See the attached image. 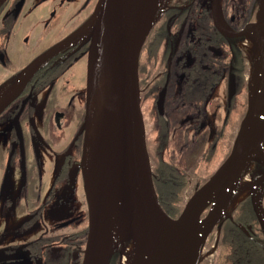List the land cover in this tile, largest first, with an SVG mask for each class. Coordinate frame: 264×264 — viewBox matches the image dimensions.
<instances>
[{
    "label": "flooded vegetation",
    "instance_id": "1",
    "mask_svg": "<svg viewBox=\"0 0 264 264\" xmlns=\"http://www.w3.org/2000/svg\"><path fill=\"white\" fill-rule=\"evenodd\" d=\"M97 2L7 0L0 7V91H11L21 74L33 68L20 89L0 109V264H17V261L48 264L47 255L55 252L82 263L87 241L83 236L88 235L89 224L83 219L82 209L77 215L45 225L37 238L28 240L21 247L18 241L21 233L43 218L40 211L51 209L58 203L59 200L52 203L55 193L63 189L66 194L72 186L71 180L78 178L75 167L79 166L85 140L91 41L87 37L82 38L53 52L89 20ZM261 2H169V9L162 11L163 19L149 32L139 60V80L144 97L152 96L153 112L162 115V122L165 118L168 124L169 115L174 110H182L183 113L189 110L190 113L184 114L191 117V128L201 130L204 124L201 121L194 126L200 121L194 113L198 112L199 116L207 114L206 103L216 94V89L221 91L225 87L227 73L234 70L237 73L232 60L228 67L225 54L228 45L233 51L246 35L229 37L226 34L239 32L255 22H251L253 12L255 8L260 11ZM61 16L68 19L63 21ZM63 22H69V30L62 34L59 32V35ZM220 22L229 32L221 29ZM211 36L215 37L213 42ZM192 43L221 56L216 64L218 67L203 65L192 50ZM197 65L213 73L209 77L213 78L215 86L207 96L205 91L196 94L194 89L196 80H204L201 75L195 76ZM196 97L205 99L202 106H196L191 100ZM228 114L226 112L225 116ZM211 124L214 128V123ZM216 135L211 136V141ZM213 146L217 147V142ZM58 157L62 161L56 167ZM48 174L54 177V183L43 194L44 177ZM248 196L254 203L252 196ZM261 197L264 200V195ZM237 205L217 226L216 249L227 226L225 219L232 218V210ZM262 206L264 208L263 202ZM258 222L264 235L259 217ZM69 227H73L71 232H63ZM56 239H61L64 245L55 247L53 242Z\"/></svg>",
    "mask_w": 264,
    "mask_h": 264
},
{
    "label": "water",
    "instance_id": "2",
    "mask_svg": "<svg viewBox=\"0 0 264 264\" xmlns=\"http://www.w3.org/2000/svg\"><path fill=\"white\" fill-rule=\"evenodd\" d=\"M6 1L0 0V7ZM261 7L264 11V0L261 2ZM89 20H91V30L87 38L91 41L89 48L90 69L94 68L101 58V28L103 23L105 24V42L110 55L114 84V96L112 98L114 128L118 130L121 136L123 152L129 170L131 194L137 206L136 211L140 215H150L169 241V264H197L202 241L197 242L185 228L179 219L181 215L175 218L164 209L159 201L153 180V169L147 149L145 122L141 109L139 80L140 54L151 28L145 35H142L134 16L133 0H98ZM251 25L248 24L241 31L226 35L229 37L245 36ZM258 45L264 85V30L260 32ZM234 90L235 81L234 77L231 76L228 85V107L231 106ZM262 106L258 132L263 133L264 137V100ZM245 118L240 124L239 134L242 131ZM253 142L251 139L241 141L238 137L236 146L226 160L196 190L189 202L197 200L212 189L249 151L257 150L264 156V148L253 146ZM105 154L104 143L98 142L92 152L89 179L86 182L89 224L81 264H105L104 253L101 248V233L111 176L110 166L102 162ZM262 185L263 177L253 183L250 189V195L253 199ZM254 204L259 219L262 221L264 209L259 207L255 200ZM3 260L7 259L4 258ZM1 261L2 259H0ZM108 261L109 259L106 264Z\"/></svg>",
    "mask_w": 264,
    "mask_h": 264
},
{
    "label": "bare ground",
    "instance_id": "3",
    "mask_svg": "<svg viewBox=\"0 0 264 264\" xmlns=\"http://www.w3.org/2000/svg\"><path fill=\"white\" fill-rule=\"evenodd\" d=\"M169 2L170 0H133L134 16L142 35H145L151 28L158 13L164 10ZM220 26L223 31L229 32V29L222 22H220ZM90 30L91 20L77 29L53 53L66 44L88 37ZM262 30H264L263 7H261L257 20L252 23L246 36L251 41L258 43ZM105 37V24L103 23L101 28V58L94 68L89 69L87 77L86 151L82 163L83 176L88 182L92 152L98 142L104 143L106 154L102 158V162L110 166L111 174L106 214L101 233V248L104 253L105 264L124 239L127 227V231L132 232L133 241L130 248L134 250V253L129 257L130 264H169V241L151 216L140 215L133 211L127 215L125 211L127 202L131 203V182L121 136L118 130L114 128L115 122L112 111L114 84ZM31 69L29 68L21 74L11 91H0V109L20 89ZM261 73L262 71L259 70L250 80L249 111L243 122L242 131L238 136L241 141L253 140V146L257 148H264L263 133L258 132V124L261 121L263 108ZM256 160L264 163V156L257 150L249 151L212 189L186 205L179 219L197 242H201L205 238L217 221L229 216L227 209L234 195L237 194L234 201L237 205L251 189L254 182L244 180L243 173L245 170L250 169ZM209 206L210 216L201 219L200 215Z\"/></svg>",
    "mask_w": 264,
    "mask_h": 264
},
{
    "label": "rangeland",
    "instance_id": "4",
    "mask_svg": "<svg viewBox=\"0 0 264 264\" xmlns=\"http://www.w3.org/2000/svg\"><path fill=\"white\" fill-rule=\"evenodd\" d=\"M262 1V0H261ZM170 2L174 3V0H170ZM171 3V4H172ZM170 4H168L169 6ZM169 8L165 7L164 10ZM163 11V10H162ZM159 12L151 29L163 19V13ZM256 8L253 12L252 21H256L258 17V12ZM63 15V14H62ZM63 21H66L65 16H61ZM250 22V23H251ZM69 22H63L62 26L59 27L58 33H65L69 30ZM150 29V31H151ZM149 31V32H150ZM59 33V35H60ZM149 35V33H148ZM147 35V36H148ZM147 39V37H146ZM238 52L235 53L234 50L231 51L230 56L233 54L234 56L230 57V60L233 61L234 66L238 68L236 71H229L227 73V84L225 87L219 91V88L215 90L216 94L213 95L212 99L209 103H206V108L208 113L203 117V121L200 120L194 123V126L200 124L202 121L204 126L201 130H196V128H191L192 121L191 117L188 114L189 110L183 113L182 110H174L169 115V126H168V139L162 141L165 136L162 134L159 135V126L156 121V114L153 112V104L154 100L152 96L145 98V92L140 86L141 90V109L144 116L145 122V131H146V142L147 149L150 155L151 166L152 169L156 165V159L160 155V152L163 153L165 157H170L172 155L178 164L187 170L188 175V184L181 195V201L178 204L180 208H182L181 212L177 214L176 217H179L186 205L188 204L191 196L199 189L220 167V165L225 161V159L229 156L233 148L236 146L238 142L239 129L242 120L246 117V114L249 109V99H250V80L251 78L258 72L262 71V62L260 57L259 45L256 42L251 41L247 36L243 37L237 44ZM245 61V62H244ZM243 65V68L241 67ZM234 77L235 80V92L233 95V99L231 102V106L233 105V109L231 110V106L228 107L227 104V85L228 81L231 77ZM261 81L263 85V74L261 73ZM218 90V92H217ZM264 100V85L262 88V105ZM231 111V121L232 124L229 125L228 130L226 132V144L223 142L218 143L216 150H209L208 146L211 142V136L215 134H219L221 132V125L224 117L226 118V112ZM245 114L244 118L243 115ZM198 112L194 113V117L197 118ZM243 118V119H242ZM211 123H214L215 127L213 128ZM85 139V137H84ZM86 146L85 140H83V147L81 155L79 156V166L75 167L77 170V180H71L72 186L70 190L66 193V190H59L55 193L52 198V203L58 201L56 205L51 206V209H45L44 212L39 213L41 215L43 213V218L36 222L31 228L27 231L20 234L18 244L21 245L28 242V240L37 238L45 229V225L49 226L58 222L59 220H63L64 218H68L74 215H77L83 210V219L85 222H88V196H87V185L86 180L83 176L82 163L85 155ZM61 158L58 157L55 160L56 167L61 163ZM256 164H255V163ZM253 162V165L250 169H247L243 173L244 180H251L254 182L256 179L262 178L264 179V163L259 160ZM54 177L48 174L44 177V186L42 189L43 194L47 192L49 187L53 186ZM250 194V190L245 194V199ZM264 195V185H262L261 189L258 192V196L254 198L255 202L259 207L262 206L263 199L261 196ZM130 201L125 205V211L127 215L130 214L131 211L137 213V206L132 198V194L130 193ZM237 194L234 195L228 206V213L230 215L229 210L235 208L236 204L234 203ZM239 204V203H238ZM59 205V206H58ZM238 206V205H237ZM264 209V208H263ZM210 207H207L205 211L202 212L201 219H206L209 216ZM172 216V215H171ZM174 217V216H173ZM175 217V218H176ZM262 219V218H261ZM221 220L217 221L210 231L206 234L205 238L201 242L200 254L197 264H214V261L217 256L218 250L216 249L217 242V226ZM263 221V222H262ZM260 221L264 230V217L263 220ZM86 225V224H85ZM126 235L124 234V239L118 245L116 250H114L113 255L109 258L108 264H130L129 257L134 253V250L130 248L132 244V232L127 231ZM72 228H66L63 232H71ZM213 234L215 236L212 239ZM212 235V236H211ZM87 234L83 236L85 239ZM87 240V239H86ZM86 243V242H85ZM85 248V246H84ZM24 256V260L25 255ZM74 259L71 264H81L80 260ZM31 264L22 263V261H17L18 264Z\"/></svg>",
    "mask_w": 264,
    "mask_h": 264
},
{
    "label": "trees",
    "instance_id": "5",
    "mask_svg": "<svg viewBox=\"0 0 264 264\" xmlns=\"http://www.w3.org/2000/svg\"><path fill=\"white\" fill-rule=\"evenodd\" d=\"M214 39L215 37L211 36L212 42ZM228 41L230 44V39H228ZM197 43H192V50L194 54L200 58L203 65L209 64L212 65L211 67H218L216 64L219 63L218 61L221 56H215L213 51L210 49L208 50ZM227 48L225 57L229 67L232 65L230 64V54L232 49L230 45H228ZM234 51L237 53L238 49L234 48ZM241 67L243 68V65H241ZM196 68L195 76L198 77L201 75L204 80L195 81V92L198 94L199 91L203 90L205 91L204 95L207 96L215 86L213 78L209 77L213 73L211 72L210 74L207 68H201V66L199 67L198 65ZM198 70H201L202 72L199 74ZM199 85H202V87L200 88ZM191 100L196 103V106L200 107L205 99L200 100V98L196 97L191 98ZM230 109H233V105ZM155 114L159 126V135L162 134L165 136L162 140L164 141L168 139L169 123L167 124L168 120H165V118L162 122L160 120L162 115ZM231 116L232 113L229 111V114L225 119V125L220 132L221 136L220 134L216 135L208 146V149L210 148L209 150L214 151L217 149V147L213 146L214 142H217V145L220 142H223V144L226 142V132L229 125L232 124ZM244 116L245 114L243 115V118ZM203 117H205V114H202L201 116L198 115L196 119L203 121ZM156 160V165L153 168V180L159 201L170 215L176 217L182 210L178 204L180 203L181 195L188 184L187 170L181 167L172 155L167 158L160 152V155ZM225 221L227 226L224 228L221 240L218 242V252L214 264H264V235L260 228L258 213L252 199L249 196L243 199L238 204L237 208L232 210V218H226ZM53 243L55 244V247L64 245L61 239H56ZM46 259L48 264H71L72 260H74V258L69 256H61V253L57 252H55V254L52 253V255L49 256L47 255Z\"/></svg>",
    "mask_w": 264,
    "mask_h": 264
}]
</instances>
